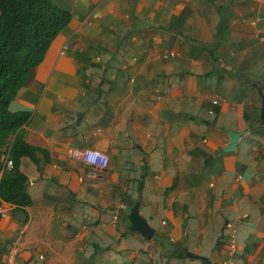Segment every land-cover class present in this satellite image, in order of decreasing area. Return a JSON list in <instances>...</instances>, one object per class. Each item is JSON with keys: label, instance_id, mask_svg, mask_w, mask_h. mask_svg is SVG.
Segmentation results:
<instances>
[{"label": "crops", "instance_id": "0c3cea01", "mask_svg": "<svg viewBox=\"0 0 264 264\" xmlns=\"http://www.w3.org/2000/svg\"><path fill=\"white\" fill-rule=\"evenodd\" d=\"M55 3L72 19L10 104L31 113L25 140L51 159L21 161L26 213L0 204V249L21 233L10 264H206L123 235L117 211L132 206L141 179L140 212L158 240L222 264L231 222L236 264H264V125L251 127L261 107L251 87L264 88V0ZM167 50L177 55L164 59ZM71 147L104 151L107 167ZM103 219L113 240L91 262L89 226Z\"/></svg>", "mask_w": 264, "mask_h": 264}, {"label": "trees", "instance_id": "16d2710c", "mask_svg": "<svg viewBox=\"0 0 264 264\" xmlns=\"http://www.w3.org/2000/svg\"><path fill=\"white\" fill-rule=\"evenodd\" d=\"M71 19L72 13L58 6L55 0H0V174L4 156L8 155L13 161L12 169L0 175V204L7 202L17 205L24 213V209L31 206L33 200L26 186L28 177L20 168L21 161L29 157L40 164L41 161L49 162L51 159L46 149L37 148L25 140L22 127L29 121L31 113L12 111L10 104L44 60L53 40L68 26ZM255 85L251 88L257 92L258 87ZM260 109L255 108L256 120L251 127H261ZM38 153L43 155L41 160ZM141 180L135 187L139 195L130 205L141 198ZM173 187L167 189V192ZM108 210L113 211L112 208ZM117 212L121 223L126 222L123 235L134 232L130 231V220L125 212L122 209ZM89 234L90 260L94 262L95 257L109 247H103L104 241L95 231ZM156 242L166 251V257L186 255L185 251L164 240L156 238Z\"/></svg>", "mask_w": 264, "mask_h": 264}, {"label": "built area", "instance_id": "2783aa9c", "mask_svg": "<svg viewBox=\"0 0 264 264\" xmlns=\"http://www.w3.org/2000/svg\"><path fill=\"white\" fill-rule=\"evenodd\" d=\"M68 47L65 46L63 51H65ZM177 55L176 51H165L162 53V57L168 59L171 57H174ZM69 154L71 157L73 158H77L82 160L83 162H85L86 164L89 165H94V166H98L99 168H105L108 165L109 162V156L101 150L95 149V148H90V147H85V148H77V147H71L69 149ZM5 161H4V166H3V170L1 172L0 175H2V173L4 171H8L10 169H12L13 167V161L12 159H10L8 157V155H5ZM2 213L6 212L5 210H1ZM228 226L231 228L232 233L230 236V241H229V246H228V258L224 259V261L222 262V264H236L235 260H234V256L237 252L238 249V242L236 239V225H234L233 223H228ZM20 242H21V233L18 236H15L10 244L7 247L6 250V257H5V264H10L11 261L14 259V257L16 256V254L19 251V247H20Z\"/></svg>", "mask_w": 264, "mask_h": 264}, {"label": "water", "instance_id": "95a60500", "mask_svg": "<svg viewBox=\"0 0 264 264\" xmlns=\"http://www.w3.org/2000/svg\"><path fill=\"white\" fill-rule=\"evenodd\" d=\"M260 98H261V109H260V119L262 124L264 125V88L258 89ZM29 183H26L28 186ZM125 214L128 216L130 220V231H137L143 237L150 239L155 236L156 229L149 223L146 217H144L140 212V201L137 200L136 203L132 206H128L125 209ZM160 239V238H159ZM7 242L4 246L1 247V252H3L6 248ZM186 255L189 257H198L202 259L206 264H211V258L203 255H198L191 251L186 250Z\"/></svg>", "mask_w": 264, "mask_h": 264}, {"label": "rangeland", "instance_id": "374dc122", "mask_svg": "<svg viewBox=\"0 0 264 264\" xmlns=\"http://www.w3.org/2000/svg\"><path fill=\"white\" fill-rule=\"evenodd\" d=\"M171 51V50H170ZM176 52H177V50H175ZM165 52V51H164ZM164 59H166V58H164ZM169 59H171V58H168L167 60H169ZM104 190V189H103ZM99 206H97L96 208L94 207V211H95V213H102V211H104V208H105V200H103V202H96ZM104 220V219H103ZM89 222L91 223V221L89 220ZM88 226V225H87ZM90 227V231L91 230H93V231H95L96 233H98L99 235H100V237L102 236V240L105 242V240L106 241H111V240H113L112 239V236L110 235V234H108L107 233V230L105 229V220L102 222V223H100V225H98V224H95L94 223V226H89ZM90 233V232H89ZM133 234H135L136 232H132ZM137 234V233H136ZM88 236H90V234L88 235ZM137 237L138 238H140V240L142 239V241L144 242V243H150V245H149V251H154L155 252V250L157 249V247L156 246H158V247H160L159 245H158V243L156 242V238L157 239H159V237L158 236H154V237H152V238H150V239H145V237L143 238V237H141L139 234H137ZM89 238V237H88ZM22 242V241H21ZM21 242H20V245H21ZM135 243L134 242H132V245H134ZM63 251H65V250H63ZM99 255V254H98ZM98 261H100V259H101V256H98ZM79 260H84V258L83 257H81V258H79ZM84 262V261H83ZM82 264H85V263H82Z\"/></svg>", "mask_w": 264, "mask_h": 264}, {"label": "clouds", "instance_id": "9594fccd", "mask_svg": "<svg viewBox=\"0 0 264 264\" xmlns=\"http://www.w3.org/2000/svg\"><path fill=\"white\" fill-rule=\"evenodd\" d=\"M4 161H5V157H4ZM9 171V170H8ZM4 172H6V171H4ZM3 172V173H4ZM1 177V176H0ZM229 227V226H228ZM6 247H8L7 245H6ZM6 249V248H5ZM7 250V249H6ZM3 252H5V250L3 251ZM4 264H5V262H4Z\"/></svg>", "mask_w": 264, "mask_h": 264}]
</instances>
